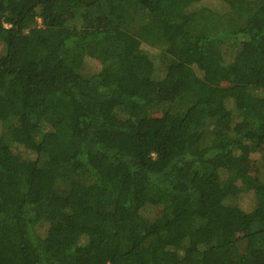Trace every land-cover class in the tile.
<instances>
[{
  "label": "trees",
  "instance_id": "obj_1",
  "mask_svg": "<svg viewBox=\"0 0 264 264\" xmlns=\"http://www.w3.org/2000/svg\"><path fill=\"white\" fill-rule=\"evenodd\" d=\"M199 1L0 0V264H264V0Z\"/></svg>",
  "mask_w": 264,
  "mask_h": 264
},
{
  "label": "rangeland",
  "instance_id": "obj_2",
  "mask_svg": "<svg viewBox=\"0 0 264 264\" xmlns=\"http://www.w3.org/2000/svg\"><path fill=\"white\" fill-rule=\"evenodd\" d=\"M220 2L221 1H219V0H200L197 4L198 5H204V6L206 5V6H210V7H214V6L217 7L220 4ZM96 18H100V17L97 16ZM238 49H239V47H237V46L233 47V48L225 46V48H224V59H225V61H227V62L231 61L235 51H237ZM147 51L150 55L152 54V58H154L153 61L155 63V67H156L155 69L157 71L158 76L160 77L164 72V68L162 65H160L158 59H156L155 55H157V52L153 49H148ZM97 67H98L97 61L88 58L86 63H85V66L83 68V74L88 75L89 73H92ZM226 108L230 113V123L233 124L237 120V117H235L236 113H235V110L233 109V104L230 101H228L226 103ZM177 112H179V110ZM150 114L153 117H162L163 113H162V110L151 109ZM212 132L214 134L221 133V132H219L218 128L212 130ZM209 138H211V136H209ZM262 146H264V144H262V142H261V145L258 146V149H261ZM16 152L22 157L34 159V154L28 155L26 152L22 151L21 149H16ZM248 159L250 160L249 166H248L249 171H251L250 173H252L254 175L255 172L259 171L261 164H262L261 160L259 159V153L254 154V155L251 154ZM223 205L225 208L236 206V207H239L245 211H250L253 208L252 199L250 198V196H247V195H244V197H242V199H237L234 197L229 198L228 200H226L224 202ZM143 214H145L146 217L151 219V216L156 215L157 211H156V209L147 208Z\"/></svg>",
  "mask_w": 264,
  "mask_h": 264
}]
</instances>
